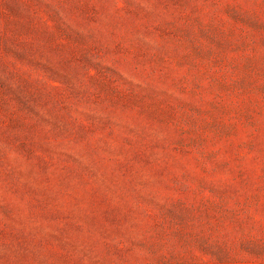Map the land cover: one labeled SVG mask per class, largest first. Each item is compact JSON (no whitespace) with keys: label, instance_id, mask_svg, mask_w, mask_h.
Masks as SVG:
<instances>
[{"label":"rangeland","instance_id":"obj_1","mask_svg":"<svg viewBox=\"0 0 264 264\" xmlns=\"http://www.w3.org/2000/svg\"><path fill=\"white\" fill-rule=\"evenodd\" d=\"M0 264H264V0H0Z\"/></svg>","mask_w":264,"mask_h":264}]
</instances>
